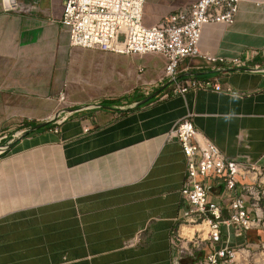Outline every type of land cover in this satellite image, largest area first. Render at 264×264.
<instances>
[{"label":"crops","instance_id":"0c3cea01","mask_svg":"<svg viewBox=\"0 0 264 264\" xmlns=\"http://www.w3.org/2000/svg\"><path fill=\"white\" fill-rule=\"evenodd\" d=\"M197 1L146 0L143 25ZM17 2L35 8L5 11L0 0V141L14 128L26 133L33 128L26 125L58 114L65 121L14 137L15 145L0 154V264H173L177 232L205 233L185 221L186 157L176 140H166L175 125L191 116L227 159L264 160V0H242L233 26L203 31V54L245 57L244 68L202 58L179 67L180 78L212 79L236 96L175 95L170 81L154 86L164 75L162 56L72 47L62 26L65 0ZM139 79L144 86L119 105L100 100ZM160 89L156 99L134 106ZM209 185L211 197L227 208L223 188ZM231 233L236 245L257 248L264 241V230L242 238Z\"/></svg>","mask_w":264,"mask_h":264},{"label":"built area","instance_id":"2783aa9c","mask_svg":"<svg viewBox=\"0 0 264 264\" xmlns=\"http://www.w3.org/2000/svg\"><path fill=\"white\" fill-rule=\"evenodd\" d=\"M145 1L65 0L62 26L69 35L70 45L112 54L162 56L166 60L164 75L154 86L170 81L175 95L184 96L190 91L238 95L231 88L224 90L215 80L180 78L178 72L182 62L194 58L222 66H246L245 57L215 58L201 51L205 27L233 26L242 0H199L152 27L143 25ZM1 4L5 11L20 13L35 8L21 5L17 0H1ZM65 98L64 94L60 95L61 102ZM57 120L56 124L60 125L65 117ZM166 140H176L186 157L187 172L181 195L190 207L185 220L187 226L206 225L209 229L206 240L197 232L193 239L187 238V243H179L182 235L177 232L178 251L173 264H182L185 258L195 259L193 264H249L256 248L247 243L234 244L231 232L242 238L252 230H264V160L258 164L227 159L211 140L196 130L191 116L179 121ZM6 151L3 148L0 154ZM238 179L244 184L238 186ZM210 180L223 188L227 208L211 197ZM225 210L228 217L224 216ZM200 243H205L207 248L198 251ZM127 245L133 246L134 242ZM256 250H264V241ZM199 252L205 255L198 258Z\"/></svg>","mask_w":264,"mask_h":264},{"label":"rangeland","instance_id":"374dc122","mask_svg":"<svg viewBox=\"0 0 264 264\" xmlns=\"http://www.w3.org/2000/svg\"><path fill=\"white\" fill-rule=\"evenodd\" d=\"M139 82H137V84L135 85V86H133V87H131V88H129V87H124L123 85L121 86V89L120 90H118V91H109V92H107L106 93V96L105 97H103V98H101L100 100H116V101H125L127 98H129L135 91H137L138 90V88H140V87H142V86H144V84H142L143 83V80H141V79H139L138 80ZM71 105V104H70ZM68 105V104H66V107L68 108V107H76V105L75 106H73V105ZM78 106V105H77ZM65 107V108H66ZM56 121H58V120H56ZM56 121H55V123H56ZM12 133H13V136L12 137H10V138H8V139H6V140H2V141H0V147H5V146H7L8 144H9V142H11V140H13L14 139V137H15V139H17L18 137H20L24 132H22L20 129H18V128H14L13 130H12ZM184 225H186V224H184ZM193 226H198V225H193ZM199 234H200V238H202L203 240H206L204 237H202V236H206L207 235V233H206V231H205V233H200V232H198ZM200 246H199V250L198 251H202L203 249H205V248H207V246H206V244L205 243H200L199 244ZM257 249V248H256ZM256 249H254V253H252L251 254V256L249 257V264H264V250H256ZM199 254H202V252H199ZM198 257H199V255H198Z\"/></svg>","mask_w":264,"mask_h":264},{"label":"water","instance_id":"95a60500","mask_svg":"<svg viewBox=\"0 0 264 264\" xmlns=\"http://www.w3.org/2000/svg\"><path fill=\"white\" fill-rule=\"evenodd\" d=\"M167 86H168V85H167ZM167 86H166V87H167ZM166 87H165V88H166ZM162 90H163V89H160L159 91H157V92L154 93L153 95H151V96L145 98V99L142 100V101H139V102L135 103L134 106H135V107H139V106H141V105H144V104L148 103L149 101H151L152 99H154V98H155V97H156V96H157ZM100 107H102V106H100ZM58 117H59V114L56 115V116H54L52 119H49V120H47V121H45V122H43V123H41V124H39V125H37V126L31 128V129H30L29 131H27L26 133H23L20 137H25L26 135H28V134H30V133H33V132H35V131L40 130L41 128L46 127V126L49 125L50 123L55 122V121L57 120ZM20 137H18V139H19ZM15 142H16V140L10 142L7 146H5V147H3V148H5V149H7V150L10 149V148H12V147L15 145ZM0 148H1V147H0Z\"/></svg>","mask_w":264,"mask_h":264},{"label":"trees","instance_id":"16d2710c","mask_svg":"<svg viewBox=\"0 0 264 264\" xmlns=\"http://www.w3.org/2000/svg\"><path fill=\"white\" fill-rule=\"evenodd\" d=\"M159 96V95H158ZM158 96H156L154 99H156ZM146 97H141L139 100H144ZM153 99V100H154ZM114 105H119V102L118 101H113V103L112 102H109L108 104H107V106H114ZM54 123V122H53ZM27 127L26 128H29V127H34V126H36V124L35 123H32L31 125H26ZM23 129V128H22ZM21 129V130H22ZM198 257V256H197ZM195 262V259H193V258H188V259H186L185 260V262H184V264H193Z\"/></svg>","mask_w":264,"mask_h":264},{"label":"bare ground","instance_id":"6f19581e","mask_svg":"<svg viewBox=\"0 0 264 264\" xmlns=\"http://www.w3.org/2000/svg\"><path fill=\"white\" fill-rule=\"evenodd\" d=\"M201 228V230H204V231H206L207 232V235L206 236H202V237H204L205 239L208 237V232H209V229H208V227L206 226V225H198V226H193V225H191V226H187V228ZM197 232H200L201 233V231H196L195 232V234L197 233ZM194 234V235H195ZM202 234V233H201ZM181 235L182 236H187L186 234H184V232H181ZM194 235H193V237H189V236H187V238H189V239H193L194 238Z\"/></svg>","mask_w":264,"mask_h":264}]
</instances>
